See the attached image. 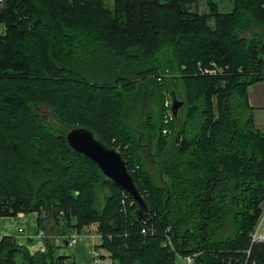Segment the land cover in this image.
<instances>
[{
  "label": "trees",
  "instance_id": "obj_1",
  "mask_svg": "<svg viewBox=\"0 0 264 264\" xmlns=\"http://www.w3.org/2000/svg\"><path fill=\"white\" fill-rule=\"evenodd\" d=\"M200 1H3L0 217L36 212L45 249L0 236V264H63L55 236L70 242L97 222L96 248L113 264L194 253V264L246 261L264 199V133L248 100L264 82V0H231L226 11L204 0L208 12L193 9ZM212 62L226 73H195ZM168 92L185 105L164 123ZM54 121L122 152L151 207L144 219ZM106 187L114 193L100 202ZM252 262L264 264V243Z\"/></svg>",
  "mask_w": 264,
  "mask_h": 264
},
{
  "label": "water",
  "instance_id": "obj_2",
  "mask_svg": "<svg viewBox=\"0 0 264 264\" xmlns=\"http://www.w3.org/2000/svg\"><path fill=\"white\" fill-rule=\"evenodd\" d=\"M170 97L171 113L173 118L177 119L185 101L175 92H170ZM54 123L65 130L70 148L94 162L106 179L132 197L138 206L134 213L137 219H144L151 212V207L138 187L127 160L118 148L98 138L95 131L87 126H68L59 121Z\"/></svg>",
  "mask_w": 264,
  "mask_h": 264
},
{
  "label": "crops",
  "instance_id": "obj_3",
  "mask_svg": "<svg viewBox=\"0 0 264 264\" xmlns=\"http://www.w3.org/2000/svg\"><path fill=\"white\" fill-rule=\"evenodd\" d=\"M248 90V100L253 110L254 125L256 129L264 133V84L263 82L251 84ZM28 220L33 224V228L28 230V234L25 235L23 240H19V229L23 228L25 231L26 226L24 225ZM39 231L38 214L36 212L28 214L19 213L17 216L11 217H0V236L13 235L20 242L23 241L22 243L29 240H36V243L33 241L34 244H31V250L45 249ZM98 232V223L94 225L89 224L82 229L81 234L73 241L63 242V247H60L59 242H57L58 248L60 247L58 249L59 255L65 257L63 264H113L112 258L110 260L106 259L107 253H109L106 249L101 247L97 248L100 252V257H96L94 254L96 246L95 234ZM177 258L175 264H184L182 262L179 263Z\"/></svg>",
  "mask_w": 264,
  "mask_h": 264
},
{
  "label": "built area",
  "instance_id": "obj_4",
  "mask_svg": "<svg viewBox=\"0 0 264 264\" xmlns=\"http://www.w3.org/2000/svg\"><path fill=\"white\" fill-rule=\"evenodd\" d=\"M4 0H0V2H3ZM199 71L202 74H208V75H214V74H223V68H219L218 64L215 62H212L209 65H203L201 63H199L198 66ZM165 107H166V112L163 116V121L164 123H169L170 120H172V113H171V97L170 99H166L165 101ZM164 133H168V129H164L163 130ZM126 195H128L126 192H124ZM129 196V195H128ZM123 203H125V199L122 200ZM132 203H134V200L132 199ZM22 232H24L23 228L19 229V234H21ZM142 232L144 234H147V232L150 233H154L155 229L153 227V225L151 226H147L145 228L142 229ZM43 234L40 233V236H42ZM78 236V234L76 233H72L71 237H70V242L73 241L76 237ZM101 235L98 233L95 234V241H96V245H99L101 243L100 240ZM264 243V208L256 222V224L254 225L253 229L250 232V247L248 249H246L245 251V255H246V261L243 264H249L250 262V257H251V251L253 246L258 245V244H262ZM94 254L96 255V257H99L100 253L97 250L96 246L94 249ZM197 255V253L195 254ZM189 264H192L194 262V258L193 256H189L186 258ZM252 264H254V262H252Z\"/></svg>",
  "mask_w": 264,
  "mask_h": 264
},
{
  "label": "rangeland",
  "instance_id": "obj_5",
  "mask_svg": "<svg viewBox=\"0 0 264 264\" xmlns=\"http://www.w3.org/2000/svg\"><path fill=\"white\" fill-rule=\"evenodd\" d=\"M220 3H221V9H222V11L223 10H229L230 9V3H231V0H218ZM224 1V2H223ZM110 3H112L111 1H109ZM3 5V2H0V9H1V6ZM197 9L198 8V10L200 11V12H208L209 11V8H208V6H207V4H206V2L204 1V0H201L198 4H193V9ZM211 21V24H213L214 23V21H213V19L212 20H210ZM6 29V27H5V25H0V33H3L4 32V30ZM242 35H244L245 37H249L250 36V33L249 32H244V33H241ZM207 66V65H206ZM218 67L219 68H221L222 69V65H219L218 64ZM124 68V67H123ZM185 68H186V66H185ZM223 71V74H225L226 72H225V69H223L222 70ZM195 73H201L200 71H199V69L197 68V70H196V72ZM202 74V73H201ZM204 75V74H203ZM205 75H208V74H205ZM260 83L261 82H263V81H259ZM257 83V82H256ZM263 84H264V82H263ZM248 89H249V87H248ZM172 91V90H171ZM248 92H249V90H248ZM165 93H167V92H165ZM178 97H179V95H178ZM165 98L167 99H170V93L168 92V94H165ZM181 98V97H180ZM166 99H165V101H166ZM164 106H165V102H164ZM165 112H166V107H165ZM165 114V113H164ZM49 116H52V113L51 112H48V117ZM164 116V115H163ZM173 117V116H172ZM51 118V117H50ZM136 121H138V120H134L133 121V123H135ZM150 148L149 149H147V150H145V155H147V156H150L151 157V155H150ZM153 150H154V148H153ZM136 169H139L137 166H136ZM110 193H114V190L113 189H111V190H109L107 187H106V189L105 188H103V189H100L99 190V197H100V202H103V200L105 201L106 200V196L107 195H111ZM259 207H260V209H261V212H262V210H263V208H264V199L259 203ZM261 214V213H260ZM43 216H45V212H43ZM260 216V215H259ZM259 218V217H258ZM258 220V219H257ZM48 222H52V224H54L55 225V222H54V220H53V218H51V221L50 220H47ZM257 222V221H256ZM98 223V222H97ZM30 224H31V227H30ZM95 223H92V225H94ZM99 224V223H98ZM24 226H26L25 228H26V230L24 231V232H22L21 234H20V237L18 238L19 240H23V238H25V235H27L28 234V230L29 229H32L33 228V224L32 223H30V221L28 220L26 223H25V225ZM55 228H57V226H55ZM38 237V236H37ZM39 238V237H38ZM64 237L62 236V235H56L55 236V240L57 241V242H59V246L60 247H63L62 245H64V243H63V239ZM35 242H36V240H35ZM59 247V248H60ZM59 248H57V249H59ZM108 255H107V260H110L111 259V257H110V254L109 253H107ZM189 256H193V258H195V253L194 254H192V255H188L187 257H189ZM187 257H182V256H179L178 258H177V261L180 263V262H182V263H184V264H188L187 263V261H186V259L185 258H187ZM230 263V262H229ZM192 264H194V262L192 263Z\"/></svg>",
  "mask_w": 264,
  "mask_h": 264
}]
</instances>
